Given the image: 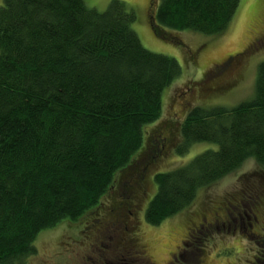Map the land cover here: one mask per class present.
Masks as SVG:
<instances>
[{"label":"trees","instance_id":"trees-1","mask_svg":"<svg viewBox=\"0 0 264 264\" xmlns=\"http://www.w3.org/2000/svg\"><path fill=\"white\" fill-rule=\"evenodd\" d=\"M239 2L160 0L153 33L169 42L170 31L218 36ZM135 22L121 0L103 12L84 0H2L0 264H28L39 233L80 220L121 172L140 161L149 169L163 153L160 135L145 141L143 130L162 117L163 92L180 66L146 50ZM257 68L252 99L232 109L193 107L180 123L179 155L202 142L217 149L153 177L150 226L246 160L264 167V62Z\"/></svg>","mask_w":264,"mask_h":264},{"label":"rangeland","instance_id":"rangeland-1","mask_svg":"<svg viewBox=\"0 0 264 264\" xmlns=\"http://www.w3.org/2000/svg\"><path fill=\"white\" fill-rule=\"evenodd\" d=\"M84 1L87 7L103 12L112 0ZM121 1L135 12L133 30L142 46L173 58L180 66L181 74L163 92L162 117L143 130L145 141L160 135L163 153L149 169H143L144 162L140 161L133 169L121 172L97 207L80 220L66 221L39 233L33 243L37 252L27 259L28 264L256 262L262 252L257 240L264 232V167L254 159L204 187L190 206L159 226L146 223L145 209L157 191L153 179L157 173L179 169L202 152L217 149L213 143L202 142L192 144L181 155L177 153L180 123L189 110L221 106L232 109L253 98L257 67L264 62V0H240L229 27L218 36L190 30L166 32L172 42L160 40L153 33L160 0ZM137 159L144 158L138 154ZM254 204L262 208L252 210ZM235 208L244 218V225L248 224L246 215L252 220L253 215L259 218L252 230L242 228L249 237L228 229L229 222H216L217 216L226 220ZM236 219L240 222L238 216ZM205 220L213 225L203 228ZM196 245L198 249L194 250Z\"/></svg>","mask_w":264,"mask_h":264},{"label":"flooded vegetation","instance_id":"flooded-vegetation-1","mask_svg":"<svg viewBox=\"0 0 264 264\" xmlns=\"http://www.w3.org/2000/svg\"><path fill=\"white\" fill-rule=\"evenodd\" d=\"M255 206V204L254 205H252V210L255 208V211H257L258 209H260V208H262V207H260V206H258V208H256V207H254ZM224 211H225V214L227 213V208H226V210L224 209ZM239 217V219H240V222L236 219V217ZM246 218H247V222H248V224L247 225H244V218L241 216V214H240V212L238 211V209H236L235 208V210H234V212H233V214L232 213H228V215L226 216V220H221V219H219L218 218V216L216 217V222H218V223H225V222H229L227 225V228L228 229H232L233 230V232L235 233L236 231H238V233H242V234H246L248 237H249V233L247 234L246 232H244V231H242L243 229L242 228H247V229H250V230H252V228H253V223L255 224V225H257L258 224V221H259V218H257V216H255V215H253V220L250 218V216L249 215H246ZM251 221V222H250ZM202 225H205L203 228H205V227H210V226H212L213 224H212V222H207V220H205L204 222H203V224ZM199 227H201V226H199ZM217 228V230H218V227H216ZM224 228V227H223ZM226 229V228H225ZM222 230V229H221ZM264 230V229H263ZM252 232V231H251ZM253 233V232H252ZM189 237H191V235H189L188 236V238ZM250 238H252V237H250ZM257 237L255 236V237H253V239H256ZM190 239H192V237L190 238ZM192 244H195V242L194 243H192ZM257 244H258V246L259 247H261V250H262V252H261V254L259 255V256H257L256 257V262H252L251 264H264V232L261 234V236H259L258 237V240H257ZM198 246L199 245H196L195 246V248H194V250H196V249H198ZM141 253H139V255H140ZM141 256V255H140ZM142 259H145L146 257L145 256H143V257H141Z\"/></svg>","mask_w":264,"mask_h":264}]
</instances>
